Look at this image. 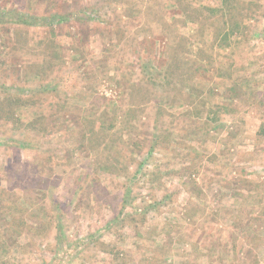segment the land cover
<instances>
[{
    "label": "rangeland",
    "instance_id": "obj_1",
    "mask_svg": "<svg viewBox=\"0 0 264 264\" xmlns=\"http://www.w3.org/2000/svg\"><path fill=\"white\" fill-rule=\"evenodd\" d=\"M174 59L206 85L187 106ZM6 96L28 106L0 119V264H264V0H0Z\"/></svg>",
    "mask_w": 264,
    "mask_h": 264
},
{
    "label": "trees",
    "instance_id": "obj_2",
    "mask_svg": "<svg viewBox=\"0 0 264 264\" xmlns=\"http://www.w3.org/2000/svg\"><path fill=\"white\" fill-rule=\"evenodd\" d=\"M240 3H238V2L231 3L228 6L229 10L227 12H228V15H229V17L231 19V23L229 24V26L226 29V31L224 32L225 29L223 30L222 27H221L220 30L216 31L213 34V41L216 43V46L219 47V48L228 47L229 46L228 43L230 42V37L231 36H236L237 34L240 33V27L241 26H239V23H237L236 17H238L237 16L238 12H240L243 9H246V7L243 5V3H241L242 5ZM179 6H181V5H179ZM191 6L192 5L189 6L190 9H191ZM241 6H243V7H241ZM196 7H198V11H195V12L194 11L193 12L192 11L191 12H189V11L188 12H184L183 16L185 17V19L187 21L195 23L198 26L200 24L203 25V22H205V21H215V22L218 21V22H220L221 19H222V14H224L223 8H221V6L209 7V6L200 4L199 6L197 5ZM192 8H193V6H192ZM55 19L56 20L57 19L61 20V17L59 18L58 15H55V16L51 15L50 17L49 16L44 17L43 20L48 25H51ZM205 28H207V27L204 26V29ZM50 30L55 31V30H53V28H51ZM201 46H202V44H201ZM54 56L56 57L57 55H54ZM178 56H180V55H174V58H176ZM181 60L182 59H178V60L174 59V61H172V62H170L168 64L169 65L168 67L170 69L169 70L166 69V72H165L167 74V76L165 77L166 80H167V83L168 84H172L174 87H176V89L178 91H180L178 93L182 94V96L179 97V99H177L175 101L176 103H171V105L173 104L172 106L180 105V104H183V105L186 104V106L190 105L191 104L190 99L188 97H187V99H184L183 96H185V95L194 96L195 94H197V92H198V90L200 88H205V86H206L203 83H201L200 86L197 85V84L194 85V86H193V84H189L191 93H188V94L186 93V90L181 89V87H179L182 84L179 81H175L174 72L176 70H178V63ZM194 63L192 64V67L195 68V72H197V75H196L197 78L203 79V78H215V77H217L216 73H214V72L210 73V69H209V66L207 65L206 60L196 59V60H194ZM49 67L50 66L47 67V70H49ZM152 80H153L152 86L153 85L161 86V85L157 84L155 79L152 78ZM182 80H188V79L186 77H184ZM139 83H138V88L142 89L144 86L140 85ZM123 95H124V93H121V98H123ZM214 95H216V94H214ZM146 96L147 95L143 91L141 93H137V94L133 93L132 98H130L129 100H131V103L134 106L141 107L143 104H145L143 102L146 101ZM201 97L202 98H200V99H202L204 106H206V108L208 107V108L215 109L216 112L214 114H217V110L219 108V105L216 104V103H210L208 101V98H206V96H204L202 94H201ZM147 100H149L148 97H147ZM27 106H28L27 100L24 99V98H21V97L20 98H17V97L13 98V97H10V96H6V97L2 98V100L0 99V119L6 120L7 122H9L10 119L15 117V111L17 110L16 108L27 107ZM134 111H132V112L134 113ZM218 112H219V110H218ZM104 114H107L106 116H109L110 112L108 113V110H106V112ZM104 114H102V115H104ZM102 115L100 117H96L97 120H100L102 118ZM114 115H113V118H112L113 121H114V118H115ZM36 118H39V117H36ZM35 123L36 122L34 121V124ZM28 125L31 127L33 125V122L28 123ZM112 126H115V123H113ZM214 127H215V125L213 126V128ZM171 141H173V140H171ZM153 151H154V149L151 150V152H153ZM249 233H252V231L250 230Z\"/></svg>",
    "mask_w": 264,
    "mask_h": 264
}]
</instances>
